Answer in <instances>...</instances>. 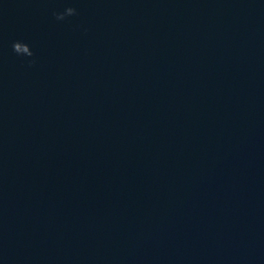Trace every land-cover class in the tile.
<instances>
[{
	"label": "water",
	"instance_id": "obj_1",
	"mask_svg": "<svg viewBox=\"0 0 264 264\" xmlns=\"http://www.w3.org/2000/svg\"><path fill=\"white\" fill-rule=\"evenodd\" d=\"M0 264H264V0H0Z\"/></svg>",
	"mask_w": 264,
	"mask_h": 264
},
{
	"label": "clouds",
	"instance_id": "obj_2",
	"mask_svg": "<svg viewBox=\"0 0 264 264\" xmlns=\"http://www.w3.org/2000/svg\"><path fill=\"white\" fill-rule=\"evenodd\" d=\"M15 44V42L13 43V45ZM14 51V50H13Z\"/></svg>",
	"mask_w": 264,
	"mask_h": 264
}]
</instances>
